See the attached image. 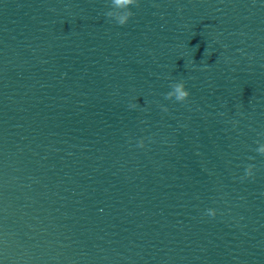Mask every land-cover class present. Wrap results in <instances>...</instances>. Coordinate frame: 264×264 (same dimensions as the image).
<instances>
[{
	"label": "water",
	"instance_id": "1",
	"mask_svg": "<svg viewBox=\"0 0 264 264\" xmlns=\"http://www.w3.org/2000/svg\"><path fill=\"white\" fill-rule=\"evenodd\" d=\"M107 10L0 0V264H264V0Z\"/></svg>",
	"mask_w": 264,
	"mask_h": 264
},
{
	"label": "clouds",
	"instance_id": "2",
	"mask_svg": "<svg viewBox=\"0 0 264 264\" xmlns=\"http://www.w3.org/2000/svg\"><path fill=\"white\" fill-rule=\"evenodd\" d=\"M139 6V0H108V10L105 12V16L119 26H125L128 24L129 20L134 16V12L131 10L133 7ZM170 91L165 94V99L175 100L179 103H185L188 101L190 92L186 89L185 82L183 80L173 82L170 84ZM138 105L132 103L129 105L130 108H136ZM163 111H168L167 108H163ZM137 147L143 148L144 141L141 139L137 142ZM255 151L264 156V144H259ZM252 159V158H250ZM254 164H248L245 167L244 176L241 177V180L253 177L254 175ZM206 215L209 217H215V209L209 208L206 209Z\"/></svg>",
	"mask_w": 264,
	"mask_h": 264
}]
</instances>
